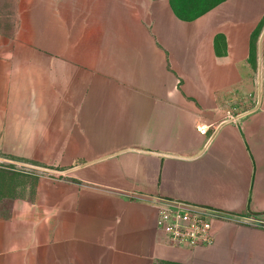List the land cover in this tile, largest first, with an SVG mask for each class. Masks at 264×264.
<instances>
[{"label":"crops","instance_id":"obj_1","mask_svg":"<svg viewBox=\"0 0 264 264\" xmlns=\"http://www.w3.org/2000/svg\"><path fill=\"white\" fill-rule=\"evenodd\" d=\"M26 4L0 54V264H264V0ZM162 199L236 219L172 247Z\"/></svg>","mask_w":264,"mask_h":264},{"label":"built area","instance_id":"obj_2","mask_svg":"<svg viewBox=\"0 0 264 264\" xmlns=\"http://www.w3.org/2000/svg\"><path fill=\"white\" fill-rule=\"evenodd\" d=\"M202 134L207 129L200 128ZM236 218L222 210L197 206L178 200H160L157 228L163 240L172 247H198L214 242L215 221H234Z\"/></svg>","mask_w":264,"mask_h":264},{"label":"rangeland","instance_id":"obj_3","mask_svg":"<svg viewBox=\"0 0 264 264\" xmlns=\"http://www.w3.org/2000/svg\"><path fill=\"white\" fill-rule=\"evenodd\" d=\"M30 0H0V54L7 53L11 50L19 38L24 22H26L27 4ZM34 1V0H32ZM178 9L184 15L196 16L206 11L220 0H174ZM26 24V23H25ZM264 31V21L255 36V53L257 50L258 40ZM9 208H0L5 210L6 214ZM1 213V212H0Z\"/></svg>","mask_w":264,"mask_h":264},{"label":"water","instance_id":"obj_4","mask_svg":"<svg viewBox=\"0 0 264 264\" xmlns=\"http://www.w3.org/2000/svg\"><path fill=\"white\" fill-rule=\"evenodd\" d=\"M263 43H264V31L262 32L260 40H259V56H260V60H261V57H262ZM0 160L14 162L12 160H6V159H3V158H0Z\"/></svg>","mask_w":264,"mask_h":264},{"label":"trees","instance_id":"obj_5","mask_svg":"<svg viewBox=\"0 0 264 264\" xmlns=\"http://www.w3.org/2000/svg\"><path fill=\"white\" fill-rule=\"evenodd\" d=\"M220 1H222V0H220ZM219 1V2H220ZM174 5H175V7L178 9V5L175 3V1H174ZM178 11H179V9H178ZM203 13V12H202ZM201 14V13H200ZM258 33V31L254 34V39H255V36H256V34ZM255 47V46H254Z\"/></svg>","mask_w":264,"mask_h":264}]
</instances>
